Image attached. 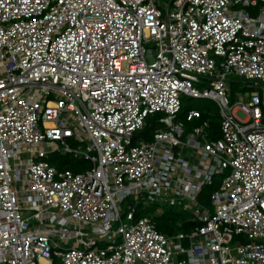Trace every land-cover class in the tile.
I'll list each match as a JSON object with an SVG mask.
<instances>
[{
    "label": "built area",
    "instance_id": "obj_1",
    "mask_svg": "<svg viewBox=\"0 0 264 264\" xmlns=\"http://www.w3.org/2000/svg\"><path fill=\"white\" fill-rule=\"evenodd\" d=\"M170 1L0 0V264H264V0ZM184 96L217 103L220 138ZM132 195L196 225L124 217Z\"/></svg>",
    "mask_w": 264,
    "mask_h": 264
},
{
    "label": "rangeland",
    "instance_id": "obj_2",
    "mask_svg": "<svg viewBox=\"0 0 264 264\" xmlns=\"http://www.w3.org/2000/svg\"><path fill=\"white\" fill-rule=\"evenodd\" d=\"M160 1L163 3H166V2H169L170 0H160ZM248 84L249 83L246 80H241L240 77H237L235 75L230 78L231 93H232L231 102L232 103H235L237 101H241L242 98H245L246 93L250 91V89L248 88ZM205 86H207L208 88L211 87V85L203 82L201 85L198 86V88L202 90ZM183 105H187L188 107H191L194 109H197L199 107L200 108L201 107L202 108L203 107H205V108L209 107L213 112H214V110L217 109V112L219 113V107H218L217 103L215 101H213L212 99H196V98H192L190 96H184L183 97ZM219 115H220V113H219ZM238 116L241 119H245V117H246V115L241 111L238 112ZM180 120H182L183 123H185V120H183V119H180ZM148 123L150 126H148L145 130L137 133L138 137L136 138V141L139 144L143 141H148L149 135L154 136V134H155V131L157 128L156 117L151 116L148 119ZM193 127H195V126H193ZM55 157L56 156L52 157L51 164L57 166V163L55 164L53 162ZM64 157L65 158L66 157L73 158L71 156H66L63 153L59 154L57 158L59 159V161H62V159ZM80 160L81 159H79L77 161H80ZM80 163L82 166V168L80 169L81 171L86 170L89 167V163H87L86 161L81 160ZM230 173H231V169H228L225 173L216 175L213 185H207L204 187L203 192H202L201 197H200V202L202 205H204L205 207H207L213 211L214 205L212 203L211 195L216 190L220 189L224 178H226ZM137 202H140V204L138 205L139 209H144V207L146 206L145 209H147V212L145 213V215L152 217L154 219L156 225H157V222H162V220L168 219L171 216H178L179 215L181 217H184V219H189L191 217V211L186 210L182 205H171L167 202H162V201L156 202L155 204H146L144 202L143 198H141V197L139 198L136 195H132V196L128 197L122 203V205H121L122 206V214L124 217L127 214V212L130 210V206L135 205ZM237 239L242 240L244 243H247L250 241L244 235L236 236L235 240L237 241Z\"/></svg>",
    "mask_w": 264,
    "mask_h": 264
},
{
    "label": "trees",
    "instance_id": "obj_3",
    "mask_svg": "<svg viewBox=\"0 0 264 264\" xmlns=\"http://www.w3.org/2000/svg\"><path fill=\"white\" fill-rule=\"evenodd\" d=\"M194 108L188 107L187 105H183L182 111L179 114V118L185 120L186 124V129L189 131L192 129L193 126H202L205 125V129L209 134V137L211 140H216L220 138L221 136V130H220V125H221V120H220V115L217 112V109L214 110V112L209 108V107H199L196 110H199L201 112V117L188 122L187 121V115L190 110ZM152 135H149L148 138L149 140L152 139ZM58 156L55 157L53 162L56 164L60 170L64 169H71L74 171H79L82 166H81V160L77 161L74 158H69V157H64L62 161H59L57 158ZM215 181V180H214ZM147 212V209H139L138 216H143ZM196 223L190 221L189 219H184V217L181 216H171L168 219L162 220V222H157V227L159 230L166 234H176L179 232H190Z\"/></svg>",
    "mask_w": 264,
    "mask_h": 264
},
{
    "label": "water",
    "instance_id": "obj_4",
    "mask_svg": "<svg viewBox=\"0 0 264 264\" xmlns=\"http://www.w3.org/2000/svg\"><path fill=\"white\" fill-rule=\"evenodd\" d=\"M170 6H171V1L169 2V4H168L167 7H166V13L169 12V10H170Z\"/></svg>",
    "mask_w": 264,
    "mask_h": 264
},
{
    "label": "bare ground",
    "instance_id": "obj_5",
    "mask_svg": "<svg viewBox=\"0 0 264 264\" xmlns=\"http://www.w3.org/2000/svg\"><path fill=\"white\" fill-rule=\"evenodd\" d=\"M43 264H48V262H47V261H45V260H43Z\"/></svg>",
    "mask_w": 264,
    "mask_h": 264
}]
</instances>
